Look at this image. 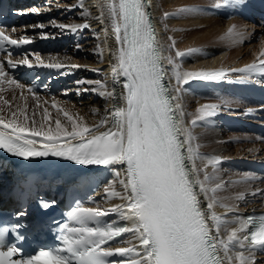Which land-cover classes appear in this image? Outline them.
I'll return each mask as SVG.
<instances>
[{"label": "snow or ice", "instance_id": "1", "mask_svg": "<svg viewBox=\"0 0 264 264\" xmlns=\"http://www.w3.org/2000/svg\"><path fill=\"white\" fill-rule=\"evenodd\" d=\"M246 2L220 0L214 6L240 9ZM145 7L144 0H118V3L109 0L107 11L101 12L100 21L111 24L117 45L112 54L115 61L111 68L112 80L116 83L117 77H123V85L117 93L115 89L107 90L99 80L88 82L97 85L91 91L103 89L99 94L112 102V109L97 125L87 126L82 117L74 118L56 102L51 104L57 112L54 123L47 107L39 123L35 118L37 112L33 111L29 117L26 107L12 111L7 118L0 115V150L13 157L25 161L61 158L81 166H126L123 178L119 179L123 194L116 192L111 183L105 189L108 195L119 196L123 203L110 208L77 204L66 214L71 223L60 225L59 246L42 248L31 255H21L22 249L6 240V236L13 232H16L15 240L25 239L17 231L21 228L20 223H13L11 228H0V264H234V261L248 264L245 252L264 250V215H237L233 220L225 221L213 211L218 204L215 193L223 185H209L216 179L214 173L220 161L200 157L194 151V137L183 127L184 113L179 104L173 103L179 98L182 84L191 80H222L228 71L181 73L169 57L168 64L173 66L172 78L177 85V95L171 96L169 86L164 83L166 70L161 64V49ZM199 10L197 7L181 8L177 14ZM14 13L21 14L20 10H14ZM56 27L61 30L70 27L71 32L76 33L78 28L87 29L89 25L59 24ZM227 35L241 34L229 28ZM30 42L25 37L18 40L0 31V51H7L6 45L19 46ZM187 54L175 53L176 57ZM8 57L6 63H0V78L23 89V84L8 77L5 68L27 66L31 69L33 64L26 55L14 61L9 51ZM35 60L40 66L62 67L60 63L45 64L39 55ZM230 71L240 73V81L257 74L264 75V49L255 62ZM27 91L38 99L33 88ZM218 108L217 104L201 106L191 121L192 125L215 116ZM61 117L66 122H62ZM197 159L207 160L203 169L196 167ZM208 166L213 168V174L205 171ZM113 171L117 178L121 176L120 170L113 168ZM252 179L246 176L237 183ZM28 192L30 195V190ZM201 196L208 201L206 208L202 206ZM244 198L243 193L236 197L237 200ZM55 203V200L40 201L44 210ZM113 213L128 223L123 226L116 221L101 224L102 217ZM14 215L19 219L27 212L21 210ZM90 223L95 226H89ZM229 224L237 226L228 229ZM222 225L227 231L226 239L221 236ZM124 233H131L138 247L109 246ZM113 256L123 259L110 260Z\"/></svg>", "mask_w": 264, "mask_h": 264}, {"label": "bare ground", "instance_id": "2", "mask_svg": "<svg viewBox=\"0 0 264 264\" xmlns=\"http://www.w3.org/2000/svg\"><path fill=\"white\" fill-rule=\"evenodd\" d=\"M36 1H40V2H37V7L29 8L30 15L27 18L34 20V22L32 23L33 27H39L41 25L43 27L42 28L39 27L36 32L31 31L30 33H32V35L40 36V37H44L45 34L47 35V37L49 36L55 37L56 35L65 33V35L57 39L53 45L50 42H48L47 45H52L51 50L49 51V53L48 52H45V54L42 53L40 57L43 61L62 64V67L58 68L59 74L63 75L64 78H67V80H69V78L73 76L76 79V81L66 89L65 88L59 89V91L55 95H48L47 93L44 92L35 93V96L38 97V99H34L33 93L28 92L25 89V87L23 89L16 88L14 84H9L6 79L0 78V97L3 98L0 99V115H3L7 118L11 115L12 111H17L20 108L26 107V111L29 117H31L33 111L37 112L35 118L39 123L42 119L43 110L45 107H47L51 114V117L53 118V123H54V119L57 116V112L55 108L51 107V104L53 102H56L58 107H62L65 110L69 111V113L73 115L74 118L76 116L82 117L83 123L86 124L87 126L91 127L97 125L100 122V120L105 115H107L109 111L112 109V102L109 98L105 96H101L99 94V92L102 91L103 89H98L97 91H91V89L97 88V85L88 82L89 81L94 82L99 80L101 81L102 84L106 85L107 90L111 91L115 89L117 93H119L122 90V85H123V77H117L116 83H113L112 80L111 68L112 65L115 63V61L112 59V54L113 52L116 51V47H117L114 31L109 22L106 21L104 23H101L100 21L101 12L107 11V4L109 3V0H83V1L57 0L60 2H54L53 0H46V2H43L44 0H36ZM116 2L118 3V0H116ZM149 2L152 11L151 12L152 22L156 29L155 31L158 33V37L162 48L166 75L168 77L169 84L171 85L172 89L177 95V92L175 91L177 87L176 81L174 78H172L173 66L168 64V59H167L169 57L171 58L170 54L171 52L174 53V51L172 50V48H168L167 46L168 42L165 39L166 36H164L161 31L162 27L160 26V17H159L160 7L158 5L159 0H149ZM162 2H165L164 3L165 6L162 7L166 11L165 14H168L164 16V20H163L164 22L173 23L177 21L176 20L177 18H180V21L179 22L177 21L178 23L177 22L176 23L178 24L181 30H179V32L173 37L175 41H179L180 45L177 48L179 50L183 49L181 53H188L187 55L182 56L179 59L178 63H176V66L179 68L181 73H185V72L195 73L202 68H205L204 70H209L208 69L209 67H215L217 69L222 70L224 67H228L230 65H237L246 62L257 55H260L261 50L264 49V47L260 48V45L259 46L257 45L258 47L251 45L252 51L251 52L244 51L243 55L240 56V53H242V50H240L239 48L241 45L240 39L243 38L245 39L247 37L246 35L247 33H244L243 30L247 27L246 24H249V26L251 24L246 19L241 17L239 18L231 17L228 19L222 17L219 13H216L215 9H213L215 5V2L213 0H162ZM38 5H40V7ZM190 7H197L200 10L192 13L177 14L179 9L190 8ZM33 10H36V12L32 13ZM56 13H57V17H55ZM66 13L69 14L70 19L62 20L61 16L65 15ZM85 23H87L89 27L87 29H82V30L78 28L77 31L79 32L80 36L79 34L75 35L74 37L75 39L71 41L69 39L73 37V35L69 33V31L71 30L70 27L63 30L56 27V25L59 24H64L68 26H73V25L79 26ZM199 23L200 24L202 23L201 24L202 28L198 27ZM169 28L172 29V27ZM229 28H233L235 33H239L241 35L235 37H229L227 35ZM83 37L86 39L84 42H82L84 40ZM260 38H261L260 43L261 44L264 43V34L263 36H260ZM77 41L82 42L81 44H79V47H77L78 46ZM190 42L194 45H192ZM163 43H165L164 45L165 50H167L168 53L167 57L165 56L164 53ZM227 43H230L231 45H233L232 47L235 46L236 48L234 47L233 50L228 48L224 49L223 46H226ZM60 44H62L63 47L69 48V51L62 53L63 47H61L58 52H55L57 46H59ZM74 44L77 46H75ZM190 44L191 46H189ZM213 45L221 46V47H215L214 52L211 53L212 57L210 59L206 58L205 61V59L203 58L205 56H209L208 53L210 46ZM77 52L79 53L78 55H80L78 59L75 57V54H77ZM226 52L227 54L224 56ZM191 53H194L196 55ZM1 57L2 56H0V61H1ZM67 72H69L70 75ZM195 81L196 82H194L193 84L194 86H191V88L193 89V91H195L194 89L196 88L201 89L200 90L201 93L198 95L199 98H197L198 100H200L201 106H203L204 103L217 104L219 106L234 104L235 105L234 110L239 108L240 103L236 102V97L231 96L234 97L235 99L229 97L231 93L234 95L233 93L234 89L231 85L229 87L230 90L228 89V91H225V93L223 94V95H227L223 97V99L225 100L228 99L230 101L235 100V101L234 102L225 101L228 103L224 104L222 99L219 98L216 99L217 97L213 93L215 87H217V85L214 82L206 81L204 82V84H200L198 80ZM78 82H83V83L80 84ZM180 87H181V91L179 93V98L177 99V101L179 105L182 104L183 106L182 107L180 105V110L184 113L183 126L189 129L191 135L194 137L192 141V147L194 151L196 152L197 150L202 149L206 152L203 153L205 155H201V153H198L200 157L218 158L219 156H221V154L242 155V153H246V152L254 153L259 144L264 145L263 143L264 138H254L246 133L238 134L231 126L230 127L233 130L223 127L221 124V122L223 121L216 116L205 119L203 121H198L196 125H192L191 122L189 123V120L191 118L193 119L196 118V116L198 115L197 109L201 108V106L195 104L197 107H194V109H192L191 111L188 110L186 106L188 104L186 101L187 97H185L183 93H185L184 90H188L190 87H187V84H182ZM74 89L76 91H74ZM88 92H90V97L88 98L89 100H91L93 97H97V101L92 102L93 109L90 108V111L88 112L81 111L78 106H75L77 102L71 101L70 104L67 102L70 101L67 100V96L70 94L73 95L71 99L73 100L76 93L78 94V96L80 94L82 95V97H84V94L86 95V93ZM79 99H81V96L78 97V100ZM5 100L9 101V103L5 104L4 103ZM86 101L84 100V102ZM240 101L242 102L241 98ZM37 104L40 105L39 108H37ZM87 110H89V108H87ZM220 110L226 111L224 108L221 107L218 108L217 111ZM232 111L233 110L227 112H232ZM20 118L23 119V117ZM61 119L62 122H66L64 121L63 117H61ZM198 124H204V129L201 128L202 131L201 129H197ZM226 131L229 133L225 134ZM226 136H231V138L237 136L246 137L247 139L250 138L253 141L251 144H242L245 142L240 143L237 142V140L230 139V137H226ZM196 137H202V138L200 140H195ZM254 139L256 140L254 141ZM230 140L238 143L237 144L238 150L235 153H232L233 151L228 152V144L230 143L228 141ZM257 143L259 144L257 145ZM195 163L197 168L203 169L205 167V164L207 163V160L197 159ZM224 165L225 164L223 163L222 164L219 163L217 167L222 166L226 168L229 173L224 174L223 171H215L214 175L216 179L209 185V187H214L216 183H221L223 185V187L215 193V197L218 201V204L213 209V211L223 220L231 221L237 215L243 216L245 210L251 206H255V205L263 206L264 205V195L262 192L263 183L258 181L256 177H253L252 180H249L244 183H237L238 181H243L246 176L252 177V174L239 173L236 171V169H240V168L228 164H226L225 166ZM125 167L126 166L124 165H115L112 166V168H109L110 176L109 178H107V182L101 188L103 192L102 197L97 201V205L99 207L110 208L117 204L123 203V201L119 198V196L112 197L108 195L105 189L108 188L109 184L111 183L112 187L115 188L116 192L123 194V187L122 185L119 184V179L123 178V169ZM113 168L121 171V176L119 178L116 177ZM205 171H207L209 174H213L214 170L213 168H211V166H208L205 169ZM202 178H203V174H201V179ZM110 190L111 189H109V191ZM259 192L263 195V197L260 196ZM241 193H243L245 196L244 200H237L236 197ZM201 200L203 202V205L204 203L207 205L208 201H205L203 199V196H201ZM220 205H225L227 207ZM204 207L206 208V206ZM111 215L112 218H119V214L113 213ZM236 226L237 225L235 224H229L227 225V228L230 229L231 227H236ZM221 236L225 239L227 237V231L224 225L221 226ZM135 241L136 240L133 239L131 234L130 236H128L127 240L124 241V244H132ZM252 256L255 255H251L248 257L251 258ZM234 264H236L235 261Z\"/></svg>", "mask_w": 264, "mask_h": 264}, {"label": "rangeland", "instance_id": "3", "mask_svg": "<svg viewBox=\"0 0 264 264\" xmlns=\"http://www.w3.org/2000/svg\"><path fill=\"white\" fill-rule=\"evenodd\" d=\"M54 2H60V1H55V0H53ZM83 1V0H82ZM215 3L216 2H218V1H216V0H213ZM166 2V1H165ZM165 2H162V0L160 1L159 0V2H158V5H159V7H160V9H159V11H160V26L162 27V29H161V31H162V33H163V35L164 36H166L165 37V39H166V41L168 42V44H167V46H168V48H172V50L174 51V53H172L171 52V54H170V56H171V58L175 61V64L176 63H178V61H179V59L181 58V57H176V55H175V53L176 52H182V50L183 49H178L177 47H179V45H180V43H179V41H175L174 40V37L173 36H175L178 32H179V30H181L180 29V27L178 26V22L180 21V18H177L176 19V17H175V19L178 21H176V22H173V23H166V22H164L163 20H164V16L166 15L165 13H166V11L163 9V7L165 6L164 5V3ZM185 3H187V2H185ZM167 5V4H166ZM183 5V4H182ZM163 6V7H162ZM168 6H170V5H168ZM167 6V7H168ZM165 11H163L162 9ZM76 11V10H75ZM75 11H74V13H75ZM71 14H73V13H71ZM161 14H163V15H161ZM67 16V17H66ZM64 18L63 17H61V19L63 20V19H65V20H69L70 19V17H69V14H67ZM55 17H57V13H56V15H55ZM161 20H162V22H161ZM176 23V24H175ZM170 24V25H169ZM200 24V23H199ZM198 24V27H200V28H202L201 26V24L199 25ZM247 25V27L243 30V32L244 33H247L246 35H247V37L244 39H240V41H241V45H240V50H242V53H240V56L241 55H243V52L244 51H252L251 50V47L252 46H256L257 47V45L259 46V44H261V43H259L258 42V39L259 38H255L254 40H252V41H248V39H249V37H251V35H252V30H254V29H252V25H250L249 26V24H246ZM165 26V27H164ZM167 27V28H166ZM169 27H172V29L171 28H169ZM176 27V28H175ZM161 33V34H162ZM84 38V37H83ZM81 39V38H80ZM86 39L84 38V40L82 41V42H84ZM170 41V42H169ZM175 41V42H174ZM81 41H77V45H79V44H81L82 43ZM177 42V43H176ZM71 43H73V42H71ZM191 43V42H190ZM252 43V44H251ZM259 43V44H258ZM188 44V43H187ZM186 44V45H187ZM192 44V43H191ZM191 44L189 45V46H191ZM227 44H230V43H227ZM226 44V46H223L224 47V49H227V48H229V49H231V50H233V48L235 47H232L233 45H227ZM75 45V44H74ZM74 45H72V46H74ZM77 45H75V46H77ZM165 43H163V47H164V53H165V56L167 57V50H165ZM192 45H194V44H192ZM249 45V46H248ZM252 45V46H251ZM189 46H187V47H189ZM248 46V47H247ZM215 47H221V46H216V45H213V46H210V49H209V56H205L203 59H205V61H206V58L207 59H210L212 56H211V53H213L214 52V48ZM236 48V47H235ZM260 48H262V46H260ZM247 49V50H246ZM234 52V51H233ZM79 53L77 52V54H75V57L78 59L79 57H80V55H78ZM191 54H194V53H191ZM78 55V56H77ZM194 55H196V54H194ZM204 61V60H203ZM81 84V83H80ZM83 85V84H82ZM195 91H193V89H188V90H184L185 91V93H183V95L185 96V97H187V99H186V101H187V109L188 110H192V109H194V107H197L196 105H200L201 106V102H200V100H198L197 98H199V94L201 93L200 92V88H196V89H194ZM213 93L215 94V96L217 97L216 99H222V101H230V100H228V99H223V97H225V96H227V95H223L225 92H224V90H219L218 88H216L214 91H213ZM186 94V95H185ZM231 96H234L232 93L230 94ZM79 96H81V99H79L78 100V97ZM79 96H78V94L76 93L75 94V96H74V98H73V100H70V101H67L69 104H70V102L72 101V102H77L76 104H75V106H78L79 107V109L81 110V111H90V108L91 109H93V106H92V102H96L97 101V97H93L91 100H89L88 98L90 97V92H88V93H86V95L84 94V97H82V95H80L79 94ZM222 97V98H221ZM89 101H88V100ZM77 100V101H76ZM84 100L86 101V102H84ZM199 101V102H198ZM235 100H232L231 102H234ZM83 102V103H82ZM198 102V103H197ZM226 103H228V102H226ZM79 104V105H78ZM196 104V105H195ZM207 103H204V105H206ZM193 106V107H192ZM82 109H81V108ZM87 108H89V110H87ZM86 109V110H85ZM193 120V118H191L190 120H189V123L191 122ZM202 125H203V127H202ZM198 127H197V129H204V124H198L197 125ZM202 129H201V131H202ZM229 132H227L226 131V133L225 134H228ZM231 133V132H230ZM226 137H231V136H226ZM202 137H196L195 138V140H200ZM230 139H233V140H237V142H245V143H242V144H251L252 143V141L253 140H251L250 138L249 139H247L246 137H239V136H237V137H234V138H230ZM256 139H254V141H255ZM228 142H230L229 144H228V152L229 151H233L232 153H234L235 151H237V144L238 143H234L232 140H230V141H228ZM235 148V149H234ZM201 155H205V154H201ZM223 166V165H222ZM222 166H220V167H216V170L215 171H223V173L225 174V173H229L228 172V170L226 169V168H224V167H222ZM225 166V165H224ZM204 167V166H203ZM223 168V169H222ZM225 170V171H224ZM227 170V171H226ZM222 181H223V179H222ZM259 194H260V196H262V194L259 192ZM253 199V198H252ZM252 199H250V200H252Z\"/></svg>", "mask_w": 264, "mask_h": 264}]
</instances>
